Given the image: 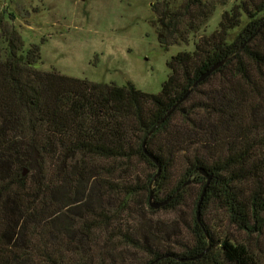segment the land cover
Listing matches in <instances>:
<instances>
[{
  "label": "trees",
  "instance_id": "16d2710c",
  "mask_svg": "<svg viewBox=\"0 0 264 264\" xmlns=\"http://www.w3.org/2000/svg\"><path fill=\"white\" fill-rule=\"evenodd\" d=\"M218 4L153 0L159 45L189 43ZM10 20L0 10V264H262L264 0L223 11L157 93L39 69ZM163 191L158 208L193 194L190 239L148 217ZM211 209L248 239L218 235Z\"/></svg>",
  "mask_w": 264,
  "mask_h": 264
},
{
  "label": "rangeland",
  "instance_id": "374dc122",
  "mask_svg": "<svg viewBox=\"0 0 264 264\" xmlns=\"http://www.w3.org/2000/svg\"><path fill=\"white\" fill-rule=\"evenodd\" d=\"M152 1L0 0V10L12 16L13 21H10L20 32L26 47L38 44L41 61L37 68L54 69L70 77L105 84L124 86L130 82L137 89L157 93L170 72L167 60L179 51H192L193 43L217 28L221 13L243 0H226L225 5L218 4L207 25L194 34L189 43L169 45L167 49L158 43ZM171 1L177 5L180 2ZM245 21L243 15L242 22ZM239 28L241 26L231 29L229 37H234ZM180 171L182 167L178 161L172 169L170 184H175ZM191 187L194 188L193 185ZM164 194L163 191L158 197H152V201H161ZM185 199L184 205L157 208L147 215L165 222V229L169 230L172 238L181 236L188 240L193 194L186 193ZM213 212L209 210L206 216L218 235L223 237L227 234L240 241L248 239L243 231L219 221ZM259 240L261 244L257 247L264 248V236ZM256 241L254 237L253 244ZM259 257L264 264V252Z\"/></svg>",
  "mask_w": 264,
  "mask_h": 264
},
{
  "label": "water",
  "instance_id": "95a60500",
  "mask_svg": "<svg viewBox=\"0 0 264 264\" xmlns=\"http://www.w3.org/2000/svg\"><path fill=\"white\" fill-rule=\"evenodd\" d=\"M217 66V64H215L214 66H212L210 69H209V71L208 72H206L204 75H201V77H199L198 78V80L199 79H203L204 77H206L207 75H208V73H210V71H212L213 69H215V67ZM197 80V81H198ZM197 81H195L194 82V85L197 83ZM186 95L184 94L183 95V97H185ZM158 168H160L159 166H158ZM200 172H202L204 175H206V183H205V185H204V187H203V190H202V192H201V194H200V197H199V201H198V203H197V209H196V216L197 217H199V209H200V203H201V200H202V197H203V194H204V192H206V185L209 183V180H210V175L209 174H207L205 171H203V170H200ZM152 194L150 193V195H149V204H150V206L152 207V208H158V207H160V206H162L163 204H166V202L168 201V199H164V200H162V201H158V202H156V201H152ZM155 260L156 259H154L153 261H151L149 264H152L153 262H155Z\"/></svg>",
  "mask_w": 264,
  "mask_h": 264
}]
</instances>
